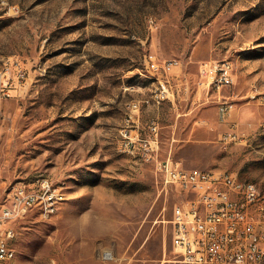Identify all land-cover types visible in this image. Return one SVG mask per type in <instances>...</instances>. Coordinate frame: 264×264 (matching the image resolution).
I'll return each instance as SVG.
<instances>
[{
  "label": "rangeland",
  "instance_id": "rangeland-1",
  "mask_svg": "<svg viewBox=\"0 0 264 264\" xmlns=\"http://www.w3.org/2000/svg\"><path fill=\"white\" fill-rule=\"evenodd\" d=\"M150 53L180 63L174 98L139 121L144 132L156 120L159 158L264 189V108L249 98L264 92V0H0V71H24L0 103V195L42 177L63 192L51 217L13 223L14 264H183L168 220L190 195L119 149L126 103L155 86ZM220 59L239 144L217 142L216 104L196 86L199 64Z\"/></svg>",
  "mask_w": 264,
  "mask_h": 264
},
{
  "label": "built area",
  "instance_id": "built-area-1",
  "mask_svg": "<svg viewBox=\"0 0 264 264\" xmlns=\"http://www.w3.org/2000/svg\"><path fill=\"white\" fill-rule=\"evenodd\" d=\"M145 78L158 76L159 92L144 94L126 103L124 122L119 129V149L130 156L151 162L163 186L174 187L190 198L175 204L169 231L175 259L183 264H261L264 259V189L256 188L225 171L192 170L169 157L159 158L158 124L149 120L146 131L139 128L135 114L147 107V100L158 106L174 98L172 79L180 71L175 59H159L148 54L144 59ZM9 68L0 71V103L24 79V71L14 66V76L5 77ZM197 89L217 107V121L225 123L234 108L231 93L234 85L233 66L227 59L208 60L199 64ZM251 100L264 108V92H251ZM134 104V111H127ZM235 123L218 133L217 142L239 144L246 141ZM63 200L59 187L45 178L30 184L18 182L9 185L0 195V264H12L14 249L11 241L16 235L13 223L30 210L43 218L56 212ZM105 258V257H103Z\"/></svg>",
  "mask_w": 264,
  "mask_h": 264
},
{
  "label": "bare ground",
  "instance_id": "bare-ground-1",
  "mask_svg": "<svg viewBox=\"0 0 264 264\" xmlns=\"http://www.w3.org/2000/svg\"><path fill=\"white\" fill-rule=\"evenodd\" d=\"M150 79L153 81V83H155V86L152 89H150L149 94H152L153 92H159L160 83H158V76H150ZM154 104H155V100H147V106L154 105ZM129 109L130 111H134V104H130ZM254 186H256V188H260L256 183H254ZM103 257L110 258V255L108 253H104ZM14 260H15V251H13L12 256H11L12 264H14Z\"/></svg>",
  "mask_w": 264,
  "mask_h": 264
},
{
  "label": "crops",
  "instance_id": "crops-1",
  "mask_svg": "<svg viewBox=\"0 0 264 264\" xmlns=\"http://www.w3.org/2000/svg\"><path fill=\"white\" fill-rule=\"evenodd\" d=\"M144 108V107H143ZM143 108L141 109V111H139V113H136L135 114V121H141V112L143 111ZM145 109V108H144ZM235 110V109H234ZM234 110H232V112L230 113V115H229V117H228V120H230V118H231V116H232V113L234 112ZM151 118H153V117H150L149 119H148V121L151 119ZM218 123H219V125H221L223 128V130H220L218 133H220V132H222V131H224V130H226L227 128H226V126L228 127V124L229 123H235L236 124V121H227V124L226 123H220L219 121H217ZM138 124H139V122H138ZM223 124V125H222ZM225 126V127H224ZM140 128V127H139Z\"/></svg>",
  "mask_w": 264,
  "mask_h": 264
},
{
  "label": "trees",
  "instance_id": "trees-1",
  "mask_svg": "<svg viewBox=\"0 0 264 264\" xmlns=\"http://www.w3.org/2000/svg\"><path fill=\"white\" fill-rule=\"evenodd\" d=\"M169 240H170V236H169Z\"/></svg>",
  "mask_w": 264,
  "mask_h": 264
}]
</instances>
